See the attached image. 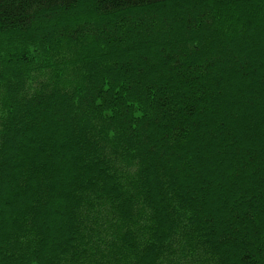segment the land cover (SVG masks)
Segmentation results:
<instances>
[{
  "label": "trees",
  "instance_id": "1",
  "mask_svg": "<svg viewBox=\"0 0 264 264\" xmlns=\"http://www.w3.org/2000/svg\"><path fill=\"white\" fill-rule=\"evenodd\" d=\"M0 264H264V0H0Z\"/></svg>",
  "mask_w": 264,
  "mask_h": 264
},
{
  "label": "rangeland",
  "instance_id": "2",
  "mask_svg": "<svg viewBox=\"0 0 264 264\" xmlns=\"http://www.w3.org/2000/svg\"><path fill=\"white\" fill-rule=\"evenodd\" d=\"M42 74H44V72H41V76L43 77L44 75H42ZM37 77H38V73L34 72L32 74V77H31L32 79L30 81V84H32L33 80H35Z\"/></svg>",
  "mask_w": 264,
  "mask_h": 264
}]
</instances>
